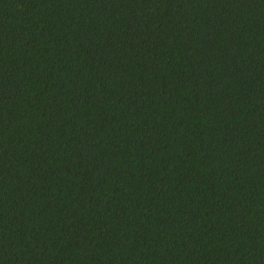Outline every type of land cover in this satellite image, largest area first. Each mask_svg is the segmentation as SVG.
I'll list each match as a JSON object with an SVG mask.
<instances>
[{
    "label": "trees",
    "instance_id": "1",
    "mask_svg": "<svg viewBox=\"0 0 264 264\" xmlns=\"http://www.w3.org/2000/svg\"><path fill=\"white\" fill-rule=\"evenodd\" d=\"M0 264H264V0H0Z\"/></svg>",
    "mask_w": 264,
    "mask_h": 264
}]
</instances>
